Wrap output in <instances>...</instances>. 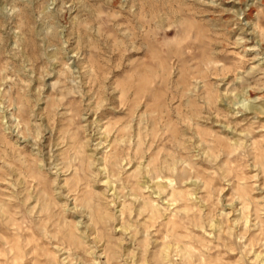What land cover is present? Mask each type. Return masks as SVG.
I'll return each instance as SVG.
<instances>
[{
	"label": "clouds",
	"instance_id": "1",
	"mask_svg": "<svg viewBox=\"0 0 264 264\" xmlns=\"http://www.w3.org/2000/svg\"><path fill=\"white\" fill-rule=\"evenodd\" d=\"M0 264H264V0H0Z\"/></svg>",
	"mask_w": 264,
	"mask_h": 264
}]
</instances>
